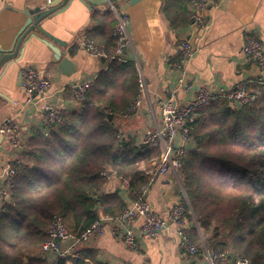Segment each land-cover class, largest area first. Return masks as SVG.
<instances>
[{"label": "trees", "instance_id": "1", "mask_svg": "<svg viewBox=\"0 0 264 264\" xmlns=\"http://www.w3.org/2000/svg\"><path fill=\"white\" fill-rule=\"evenodd\" d=\"M172 2L165 0L173 4L174 10L165 11L173 15L172 25L190 23L186 2ZM93 21L90 38L105 46L111 58L108 69L88 90L92 107L84 104L69 123L63 115L49 136L37 135L36 149L29 145L34 148L27 154L29 162L19 168L0 209V264H48L42 243L53 217L60 216L73 235L98 221L100 214L116 217L137 199L147 183L144 167L159 157L157 148L117 138L109 115L124 112L135 98L137 71L132 62L114 58L113 15L94 14ZM117 89L125 99L119 106L114 103ZM192 126L195 147L183 157L180 174L195 220L211 235L209 251L224 253L231 263L245 258L264 264V94L234 111L224 100L208 105L198 111ZM108 171L130 181L126 194L102 192ZM79 252L80 258H57L52 264L96 263L91 251Z\"/></svg>", "mask_w": 264, "mask_h": 264}, {"label": "crops", "instance_id": "2", "mask_svg": "<svg viewBox=\"0 0 264 264\" xmlns=\"http://www.w3.org/2000/svg\"><path fill=\"white\" fill-rule=\"evenodd\" d=\"M184 1L190 11V0ZM172 3L166 5L165 0H143L134 5L124 1L115 3L116 8L130 19L133 49L126 51L124 57L134 64L137 75L140 72L145 78L147 94L143 95L141 107L135 115L123 117L133 99L124 112L117 111L109 116L118 135L133 139L136 145H141L144 131L158 118L160 102L168 98V93L175 87L177 74L169 64L176 58L182 41H189L197 51L187 68L186 82L191 89H180L174 94L178 104L189 101L199 87L231 91L243 84L247 92L257 97L264 94V85L259 84L264 73L261 75L257 65L247 60L242 51L244 33L260 40L264 48V0H217L216 5L204 13L208 28L198 32H192L190 23L178 27L172 25L173 15L170 18L165 12L168 7L169 11L174 10ZM103 6L105 3L83 4L76 0H0V51L11 54L7 63L0 67V123L9 116L18 119L26 143L25 150L15 155L20 165L29 162L27 154L34 150L29 145L32 143L36 149L37 135H50V129L42 125L34 108L24 105L26 95L20 87L21 70L32 67L51 82L50 101L63 110L69 123L82 108L74 101L72 88L83 80L94 81L110 63L109 59L97 58L79 47V43L90 38L89 33L96 27L93 15L107 14L105 10L102 12ZM49 8L58 11L33 27L31 20ZM59 54L62 56L56 62ZM64 58L68 63L60 68ZM115 94L114 103L122 105L125 99L118 89ZM12 158L4 141H0V175L5 163ZM182 184L180 172L177 176L168 172L156 177L146 195L152 211L163 218L174 205L182 202ZM2 187L0 179V192ZM102 192L124 194L120 178L113 173L107 176ZM8 199L0 195V209ZM190 216L191 222L188 215L184 230L199 249L195 258L182 255L178 227L170 225L158 236L149 238L139 233L140 219L133 228L137 234L135 249H129L121 240L113 238L110 224L105 223L104 234L79 251H91L95 264H208L202 248L206 246L208 249L207 241L211 235L206 234L192 213ZM43 257L48 264L56 260L54 254ZM219 264H235V261L228 262L224 256Z\"/></svg>", "mask_w": 264, "mask_h": 264}, {"label": "built area", "instance_id": "3", "mask_svg": "<svg viewBox=\"0 0 264 264\" xmlns=\"http://www.w3.org/2000/svg\"><path fill=\"white\" fill-rule=\"evenodd\" d=\"M102 1L105 2L102 12L105 10L115 18V24L111 32L112 38L116 41L114 58L126 63L128 61L124 57V53L129 49H133L129 31V16L125 12L119 11L111 0ZM216 3L217 0H190L189 25L192 32L206 31L208 22L204 13L215 6ZM242 41V51L245 58L256 64L262 75L264 73L262 42L249 33H244ZM79 47L97 58H107L105 46L95 44L90 38L81 41ZM196 51L197 49L192 47L189 41H182L178 47L176 58L169 64L171 70L177 74L175 87L173 91L168 93V98L160 102L157 120L144 131L140 141L141 145L157 148L160 154L157 161L144 170L147 183L141 188L137 199L133 200L116 217L100 216L98 221L78 235L67 232L60 216L53 217L46 229V240L42 243V252L45 257L54 254L56 259L62 257L80 258L79 249L101 237L104 234L105 223L110 224V234L113 238L121 240L129 249H135L137 234L133 228L138 219L141 221L139 233L149 238L158 236L170 225L178 227L177 235L182 255L188 259L196 257L199 249L184 230L187 216L191 215V210L183 189V201L174 205L163 218L155 214L148 204L146 200L148 189L156 177L160 175L168 172L173 173L175 176L179 174L183 157L195 147L192 123L199 110L224 100L227 108L234 111L255 102L258 98L257 95L247 92L243 84L237 85L231 91L222 89L214 91L207 87H199L189 101L178 104L174 99V94L180 89L186 91L191 89L190 84L186 82L187 68ZM108 59L111 60V58ZM259 84L264 85L263 76L260 77ZM92 85V80H83L72 88L74 101L80 107L84 104H88L89 107L93 106L87 98L88 90ZM20 87L26 95L25 107L34 108L45 128L50 129L61 122L63 110L51 103V96L48 95L51 82L47 78L39 75L32 67H25L20 72ZM136 91V97L128 106L123 115L124 118L133 116L138 112L142 97L147 94L146 81L140 72L137 75ZM0 138L6 144L8 152L13 156L5 163L0 175L3 183L0 195L6 199L10 196L14 179L21 167L15 155L23 152L26 147L18 119L15 116L6 117L0 123ZM117 138L122 139L120 135H117ZM120 183L124 194H126L130 181L120 179ZM202 255L208 264H219L224 258V253L211 254L206 246L202 248ZM235 264H251V262L245 258H239L235 261Z\"/></svg>", "mask_w": 264, "mask_h": 264}, {"label": "water", "instance_id": "4", "mask_svg": "<svg viewBox=\"0 0 264 264\" xmlns=\"http://www.w3.org/2000/svg\"><path fill=\"white\" fill-rule=\"evenodd\" d=\"M76 1H79L83 4H86L87 2L88 3H92V4H104L105 2L102 1V0H76ZM113 3H117V2H121V1H124V2H128L130 5H134V4H137L143 0H111ZM51 6V5H50ZM49 6V7H50ZM58 10L57 9H47L46 11H43L41 12L40 14L37 15V17H35L34 19L31 20V23L33 25V27H37L39 26V22L46 19V18H49L50 16H52L54 13H56ZM18 43L20 42V38L18 39L17 41ZM62 55L59 54L57 59L55 60L56 62L60 61V57ZM11 58V54L8 55L7 54H3L2 51H0V67L7 63V61ZM68 63L67 59H62L61 60V65L59 66L60 68L64 67L66 64ZM109 119H110V116H109ZM0 141H2V139L0 138ZM111 171H108L106 173L107 176H110L111 175ZM195 220V218H194ZM169 223H171V221H169ZM180 230V229H179Z\"/></svg>", "mask_w": 264, "mask_h": 264}, {"label": "rangeland", "instance_id": "5", "mask_svg": "<svg viewBox=\"0 0 264 264\" xmlns=\"http://www.w3.org/2000/svg\"><path fill=\"white\" fill-rule=\"evenodd\" d=\"M157 161V160H156ZM145 169L144 170H146L147 168H148V165L146 166V167H144ZM183 185V184H182ZM184 189V188H183ZM184 193H185V191H184ZM186 195V194H185ZM186 200H187V202H188V204H189V201H188V199H187V197H186ZM190 205V204H189ZM191 213H192V211H191ZM192 215H193V213H192Z\"/></svg>", "mask_w": 264, "mask_h": 264}]
</instances>
